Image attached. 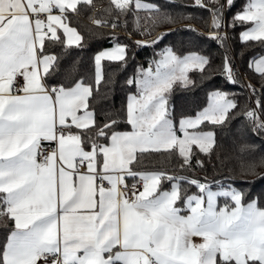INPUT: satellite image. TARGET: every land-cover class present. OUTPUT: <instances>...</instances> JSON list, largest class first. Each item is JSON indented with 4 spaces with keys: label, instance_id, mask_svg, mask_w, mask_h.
<instances>
[{
    "label": "snow or ice",
    "instance_id": "obj_1",
    "mask_svg": "<svg viewBox=\"0 0 264 264\" xmlns=\"http://www.w3.org/2000/svg\"><path fill=\"white\" fill-rule=\"evenodd\" d=\"M90 5L0 0V264H264V187L253 195L228 177L195 175L227 167L218 136L238 122L251 157L240 174L264 181V0H110L92 20L110 46L80 74L78 59H64L101 36L89 29L86 40L75 26ZM183 20L203 30L157 31ZM237 28L240 57L250 52L243 78ZM120 31L141 38L128 43ZM144 48L151 58L124 80L121 107L98 113L102 82L106 96L116 83L105 62L127 72ZM177 87H209L205 105L178 111Z\"/></svg>",
    "mask_w": 264,
    "mask_h": 264
},
{
    "label": "trees",
    "instance_id": "obj_2",
    "mask_svg": "<svg viewBox=\"0 0 264 264\" xmlns=\"http://www.w3.org/2000/svg\"><path fill=\"white\" fill-rule=\"evenodd\" d=\"M244 2V0H236L237 8ZM110 1L106 2L105 0H91V5L87 6L82 11V16L78 22L75 23V26L78 30L82 33V35L87 40L89 29L97 30L101 33V36L95 39L87 40L86 47L83 50L80 49H72L73 55L65 57L64 63L66 67L71 65L73 61L77 59L80 61L79 72L80 74H87L90 69V60L93 54L102 48L109 47V41L106 37L109 36L108 29L98 28L96 25L92 23L93 19H103L105 16L104 9L109 5ZM98 6L99 9L94 11L93 7ZM191 24L198 30H203V22L199 20H183L173 25L164 26L157 29L158 32L166 31L169 27L175 29H185L187 25ZM240 29L237 28L234 32H230L232 37L231 45L232 50L237 55L234 57L236 61V68L239 70L241 77L243 78V73L246 70L247 58L250 55V52L247 49L244 50V57L243 59L240 57L239 53L242 50V45L239 41L238 34ZM116 35L122 41L131 43L136 39H140L139 35L133 36L132 40L129 41L127 36L124 32L120 31L117 32ZM184 35L183 32L178 33L176 36H171L169 40L173 43H177L181 40L182 36ZM151 39V37H148ZM169 40L165 41V44L169 43ZM163 47V45L161 46ZM204 50V54H207L209 45L207 43L202 44L201 46ZM212 52L214 55L211 57V62L213 68H216L221 63V54L216 52V48H212ZM75 53H78L76 55ZM152 50L151 48H144L143 50H139L135 60L131 63L128 68L127 72H115V65L108 66V62H105V73L106 76L108 74H112L113 78L115 79L116 83L114 85V91H108L107 96L105 95V88L103 82L100 86V94L97 97L96 101H94V106L96 107L97 112L99 113L101 109H110L116 108L119 109L121 107L122 101L124 100L127 94V86L124 84V80L127 76L131 75L133 72L136 64L145 65L147 64V60L151 58ZM207 68V66H206ZM197 72H190L189 76L193 79H196L199 84ZM211 76L214 78V84L216 87H225L223 83V78L218 75V72H212ZM247 82V81H246ZM251 82L256 85L257 88L260 87V81L257 79H251ZM207 83V82H205ZM209 90V87H197L192 91H184L183 89L177 87L175 92L173 93V101L175 104L176 109L179 111L181 109L185 110L189 114H194L196 108L193 103L200 105L203 107L206 103V94ZM226 90L234 91L236 95H239V86L235 89H232L231 86H227ZM243 102V99L241 100ZM239 127V123L236 122L231 127L230 131H225L218 136V147L217 153L223 158L225 155H228L230 158L225 161L227 167L220 169L219 171L213 170L212 164H208L207 172H197L195 175L197 177L203 178L205 175L209 181L213 179H222L224 177H228L238 188H242L244 191H248L249 189L252 190L253 195L260 192L261 188L264 187V181L257 180L253 176H242L240 174V169L242 166L247 165L251 162V157L249 156L247 151H240L239 144L240 138L237 133V128ZM248 137H251V134H248ZM258 142V141H256ZM264 155V153L257 152L256 160L258 161L260 156ZM213 161H216V156H213ZM217 164L219 163L216 161ZM260 171V169H258ZM253 182V183H249ZM264 203V200L261 201Z\"/></svg>",
    "mask_w": 264,
    "mask_h": 264
},
{
    "label": "built area",
    "instance_id": "obj_3",
    "mask_svg": "<svg viewBox=\"0 0 264 264\" xmlns=\"http://www.w3.org/2000/svg\"><path fill=\"white\" fill-rule=\"evenodd\" d=\"M105 1L108 2V1H110V0H105ZM98 9H99V7L96 6V5L93 7V10H94V11H96V10H98Z\"/></svg>",
    "mask_w": 264,
    "mask_h": 264
}]
</instances>
